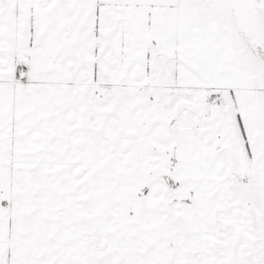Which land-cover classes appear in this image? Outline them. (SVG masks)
<instances>
[{
  "label": "snow or ice",
  "instance_id": "obj_1",
  "mask_svg": "<svg viewBox=\"0 0 264 264\" xmlns=\"http://www.w3.org/2000/svg\"><path fill=\"white\" fill-rule=\"evenodd\" d=\"M0 264H264V0H0Z\"/></svg>",
  "mask_w": 264,
  "mask_h": 264
}]
</instances>
